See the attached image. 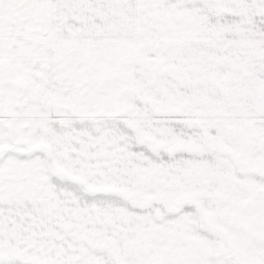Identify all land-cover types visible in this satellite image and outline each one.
<instances>
[{
	"label": "snow or ice",
	"instance_id": "6c2138e0",
	"mask_svg": "<svg viewBox=\"0 0 264 264\" xmlns=\"http://www.w3.org/2000/svg\"><path fill=\"white\" fill-rule=\"evenodd\" d=\"M0 264H264V0H0Z\"/></svg>",
	"mask_w": 264,
	"mask_h": 264
}]
</instances>
